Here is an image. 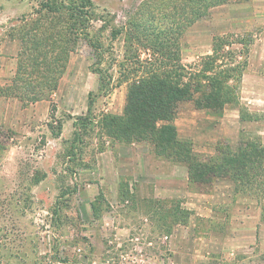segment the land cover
I'll return each mask as SVG.
<instances>
[{
    "label": "rangeland",
    "instance_id": "obj_1",
    "mask_svg": "<svg viewBox=\"0 0 264 264\" xmlns=\"http://www.w3.org/2000/svg\"><path fill=\"white\" fill-rule=\"evenodd\" d=\"M144 1L92 0L93 7L88 13L96 49L86 41L80 42L71 54L58 90L48 99L34 104L15 96L2 100L6 111L0 115V136L5 137L7 150L13 151L8 157L4 156L5 152L0 153V264H264V167L259 164L260 160L246 170L228 163L236 151V145L230 142L258 141V131L264 129L263 75L262 79L242 83L238 104L227 107L223 115L204 114L202 126L224 137L219 150L225 152V158H209L212 155L209 152H200L197 157L214 169L216 174L208 180L211 183L225 180L227 171L233 173L232 179L239 196L246 201L245 207H251V215L261 222V225H252V235H236L228 240L227 222L213 223L211 218L198 215L201 211L195 206H185L180 211V203L175 201L153 203L155 212L165 218L169 226L160 229L157 225L154 237L147 235V228L137 232L143 239L150 237L152 246L146 240L119 242L111 234L102 235L99 223H95L91 231L94 240L90 233H85L87 220L77 215L76 199L79 194L93 197L94 192L87 184L99 177L90 178L84 171L85 164L89 159L96 161L107 149V141L114 143L105 137L98 123L106 114L123 111L128 84L137 77L134 57L138 54V44L127 45L125 34L113 38L112 31L125 29ZM12 2V5L20 2L29 9L39 4L38 0ZM232 4L235 6L232 10L223 6L213 9L207 18L198 21L182 36L185 65L198 63L212 54L215 37L236 35L243 40L254 39L246 73L264 74V0H239ZM241 4L244 6L236 7ZM4 11L10 10L1 2L0 12ZM19 25L10 21L1 32L0 58L11 59V53H16L7 45L9 41H19L13 30ZM191 29L195 32L188 35ZM209 46L210 54H206ZM191 57L193 60L187 61ZM141 58L146 60L148 55L142 51ZM14 68L17 74L18 65ZM99 69L104 71L107 80L112 79V91L108 95L96 96ZM90 93L95 100L91 112ZM194 108L193 104L185 103L179 114ZM80 117L88 123L86 133L77 120ZM223 118H227L226 124ZM238 121L243 122L242 126ZM74 133L79 135V143L74 144ZM47 173L52 176L47 181L44 179V186L37 187L36 183L48 176ZM244 173L247 176L243 177ZM135 207V214L141 215L150 208L141 202ZM133 209L126 210L129 218L137 217ZM242 210L235 208L229 214L238 220ZM179 222L185 223L188 230L183 228L170 243L165 242L163 236L181 228L177 225Z\"/></svg>",
    "mask_w": 264,
    "mask_h": 264
},
{
    "label": "trees",
    "instance_id": "obj_2",
    "mask_svg": "<svg viewBox=\"0 0 264 264\" xmlns=\"http://www.w3.org/2000/svg\"><path fill=\"white\" fill-rule=\"evenodd\" d=\"M38 2V7L31 15L23 17L15 31L21 46L20 58L10 87L12 91L7 93L33 104L48 99L58 90L71 54L82 40L96 49L88 13L93 7L92 0ZM237 2L239 0H146L125 29L112 31L113 38L125 34L126 44H138L139 49L134 57L137 77L128 84L123 113L106 114L98 123L106 138L126 144L147 143L158 156L187 164L193 181L210 183L208 180L216 174L214 169L193 155L192 145L178 139L175 120L185 103L220 116L227 107L238 104L254 39L243 40L236 35L215 37L212 54L193 65L182 62L180 41L213 9ZM142 51L148 55L146 60L141 58ZM98 74L96 96L110 94L112 79L107 80L101 69ZM92 95L89 94V112L95 103ZM77 120L86 133L88 123L83 117ZM79 142V135L74 133V144ZM6 150L5 137L0 136V153ZM257 161L263 167L264 149L259 141L243 142L228 159L229 165L243 170L252 169ZM226 174L225 178L230 172ZM93 209L96 216V207Z\"/></svg>",
    "mask_w": 264,
    "mask_h": 264
},
{
    "label": "crops",
    "instance_id": "obj_3",
    "mask_svg": "<svg viewBox=\"0 0 264 264\" xmlns=\"http://www.w3.org/2000/svg\"><path fill=\"white\" fill-rule=\"evenodd\" d=\"M12 1L16 2L17 0H0V3L2 2L4 7L10 10L9 12L4 11L3 14L0 12V34L4 29H7L5 26L10 21L20 23L23 17H27L34 12L33 7L29 9L28 6H23L20 2L16 4L17 6L12 5ZM240 6L244 5H236L237 8ZM222 8L232 10L235 6L233 4L223 5ZM16 29H13L14 33ZM194 32L191 29L188 35ZM18 42L9 41V45L6 44L9 49L16 50L15 54L11 53L13 58H0V115L6 111L2 105V100L10 96L7 93H11L12 89L10 87L13 86L16 76L14 67L18 65V56L21 48L20 42ZM196 47L200 49V46ZM210 47L207 49L209 51L206 54H210ZM192 60L193 58L191 57L187 61L191 62ZM261 75L264 76V74L258 75L248 71L245 73L242 83L246 85L248 82L262 79ZM8 90L10 91L8 92ZM123 111L116 115H121ZM239 112L241 113V110L238 109V114ZM206 113V111H200L195 108L190 111L187 110V113L181 112L175 120L178 139L191 143L195 157H198V154H201L200 152H209L212 154L209 158H225L223 156L225 152L219 150L220 145H222L220 141L224 137H221L220 132L215 133L214 130H206L202 126L205 119L204 114ZM226 121L227 118H223V124H226ZM238 123L241 126L243 124V122L239 121ZM258 134L259 146L264 149V129L258 131ZM242 142L238 140L233 141V143L230 142V144H235L237 150L243 144ZM106 145L107 149L99 154L96 161L89 159L85 164L84 171L89 174L90 178L99 176L97 178L94 177V181L87 184L89 190H93L94 196L86 197L79 194L76 199L78 203L77 215L87 220V224L84 225L86 229L84 230L85 233H90L91 239H95V236L91 233L92 229H94L93 225L99 223L102 235L111 234L119 242L138 243L142 240L149 242L150 237L148 236L154 237L157 225L160 226V229H165V227L169 226L165 218L162 219L160 214H157V211L155 212L156 204L153 203L173 201L180 203V211L184 210L185 206H195L197 210L201 211V214L198 215L211 218V222H227L229 225L228 232H230L228 240H233L236 235L250 236L252 235V225H261L257 217L251 215V207L247 206L246 208V201L239 196L237 186L232 179L233 173L230 172L225 180L220 183L197 182L190 178L187 164L173 162L158 156L147 143L126 144L107 141ZM12 151L13 149L4 151V156L8 157ZM51 176V174L45 175L43 180L36 183V186H44V182ZM112 177L114 181H112ZM44 179L46 180L44 181ZM205 188L208 189L205 190ZM108 195H111V197H108ZM243 195H246V192ZM140 202L149 205L150 208L146 214H135L133 208ZM93 206L96 207V216ZM131 207L133 213L137 216L136 218H129L126 210H130ZM234 207L243 209V212L237 216L238 220L234 215L231 216L229 214L230 210L235 209ZM120 210H125V212H120ZM206 210L211 213H205L204 211ZM221 210H226L227 212H220ZM135 219L136 222L134 223ZM169 219L171 218L169 217ZM177 225L182 229L177 228L173 233L170 232L171 234L164 235L163 239L165 242L170 243L174 235L182 231L183 228H188L182 222ZM145 228H147L148 236L143 239L137 232L143 231ZM133 232H136V234ZM149 244L152 246L153 242L150 241Z\"/></svg>",
    "mask_w": 264,
    "mask_h": 264
}]
</instances>
